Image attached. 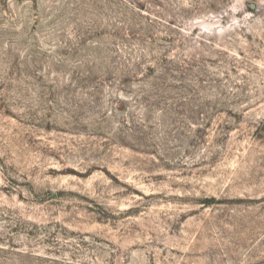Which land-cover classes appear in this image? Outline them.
<instances>
[{
	"label": "rangeland",
	"instance_id": "rangeland-1",
	"mask_svg": "<svg viewBox=\"0 0 264 264\" xmlns=\"http://www.w3.org/2000/svg\"><path fill=\"white\" fill-rule=\"evenodd\" d=\"M0 264H264V0H0Z\"/></svg>",
	"mask_w": 264,
	"mask_h": 264
}]
</instances>
